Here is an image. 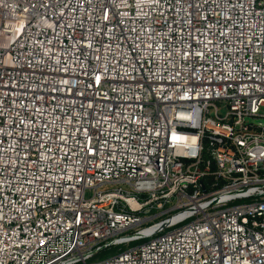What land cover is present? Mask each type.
Instances as JSON below:
<instances>
[{
    "label": "built area",
    "instance_id": "built-area-1",
    "mask_svg": "<svg viewBox=\"0 0 264 264\" xmlns=\"http://www.w3.org/2000/svg\"><path fill=\"white\" fill-rule=\"evenodd\" d=\"M254 120L264 0H0V264H264Z\"/></svg>",
    "mask_w": 264,
    "mask_h": 264
},
{
    "label": "rangeland",
    "instance_id": "rangeland-1",
    "mask_svg": "<svg viewBox=\"0 0 264 264\" xmlns=\"http://www.w3.org/2000/svg\"><path fill=\"white\" fill-rule=\"evenodd\" d=\"M218 109H219V114L220 115H224L225 114V112L227 111V109L225 108V105H224V103H221L220 105H218ZM115 186H112V187H109V188H114ZM103 189H105V188H103ZM91 194V191H87L86 192V196H89ZM156 213H157V210H153L152 212H150L149 214H147V216H152V218H149V220L146 222V223H144L142 226H140V227H137L136 229H134L132 232H135L136 230H141L142 232H141V234H146L147 232V236L146 237H151V236H153V235H156V234H159V233H161L163 230H161V229H159L158 228V224H159V222L161 221V219L160 218H155L156 217ZM141 214H144L143 212H141ZM155 218V219H154ZM143 229V230H142ZM132 232H129L128 234H130V233H132ZM135 243H137V242H134V243H129V244H125V245H123V246H120V247H114L113 248V250H110L109 252L110 253H113L114 251H117L119 248L120 249H124V248H126V247H128L129 245H133V244H135ZM110 253H99V254H97L96 256H95V258H94V260L95 259H100V258H103V257H105V256H107L108 254H110ZM89 261H92V260H89Z\"/></svg>",
    "mask_w": 264,
    "mask_h": 264
},
{
    "label": "water",
    "instance_id": "water-1",
    "mask_svg": "<svg viewBox=\"0 0 264 264\" xmlns=\"http://www.w3.org/2000/svg\"><path fill=\"white\" fill-rule=\"evenodd\" d=\"M249 120H250V119L247 118V121H249ZM253 123L258 124V125H264V120H254ZM128 203H129L131 206H133L134 208H139V207H140L139 205L135 204V203L132 202V201H128Z\"/></svg>",
    "mask_w": 264,
    "mask_h": 264
},
{
    "label": "trees",
    "instance_id": "trees-1",
    "mask_svg": "<svg viewBox=\"0 0 264 264\" xmlns=\"http://www.w3.org/2000/svg\"><path fill=\"white\" fill-rule=\"evenodd\" d=\"M113 248H114V247L107 248V249L103 250L101 253H104V254H105V253H110L109 251H110V250H113ZM114 252H115V251H114Z\"/></svg>",
    "mask_w": 264,
    "mask_h": 264
}]
</instances>
